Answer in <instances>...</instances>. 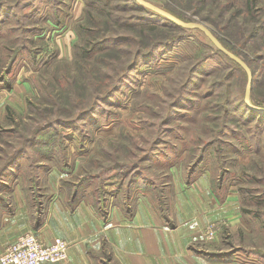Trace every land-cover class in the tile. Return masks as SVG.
I'll use <instances>...</instances> for the list:
<instances>
[{
    "label": "rangeland",
    "instance_id": "obj_1",
    "mask_svg": "<svg viewBox=\"0 0 264 264\" xmlns=\"http://www.w3.org/2000/svg\"><path fill=\"white\" fill-rule=\"evenodd\" d=\"M144 1L202 24L244 60L249 101L264 109V0L253 8L248 0ZM19 2L0 16V92L13 96L0 108V169L28 148L4 173L0 194L11 196L15 180L35 188L55 168L70 194L118 203L142 192L172 216L178 186L206 180L223 217L207 224L198 253L212 264H264V122L255 128L260 119L244 102L247 71L235 70L202 29L164 24L132 0ZM108 37L124 41L93 47ZM138 51L143 59L114 96L65 123Z\"/></svg>",
    "mask_w": 264,
    "mask_h": 264
},
{
    "label": "crops",
    "instance_id": "obj_2",
    "mask_svg": "<svg viewBox=\"0 0 264 264\" xmlns=\"http://www.w3.org/2000/svg\"><path fill=\"white\" fill-rule=\"evenodd\" d=\"M12 97L1 91L0 108ZM49 172L54 174L42 176L35 188L26 190L15 180L11 196L0 194V255L31 232L46 243L54 238L69 243L68 260L61 264H212L198 253L200 245L194 247L204 239L207 224L223 217L206 180H196L188 190L179 185L177 213L166 216L145 193L101 202L85 190L70 194L62 173ZM188 207L194 208L191 218L184 215Z\"/></svg>",
    "mask_w": 264,
    "mask_h": 264
},
{
    "label": "trees",
    "instance_id": "obj_3",
    "mask_svg": "<svg viewBox=\"0 0 264 264\" xmlns=\"http://www.w3.org/2000/svg\"><path fill=\"white\" fill-rule=\"evenodd\" d=\"M19 1H26V0H16V2H14V3H11V2H0V16H1L4 12H6V11H8V10H13L14 7L17 6L18 3H20ZM132 2L137 6V8H140V9L146 11V12H147V15H149V16H151V17L154 16V18H157V19H160V20H162V21H165V22H163L164 24L172 23V22H171L170 20H168L167 18H165V17H163V16H161V15L155 13L154 11H152V10H150V9H148V8H146V7H144L143 5L139 4L136 0H132ZM21 3H22V2H21ZM247 3H248V5H249L251 8H253L254 5L256 4V0H248ZM140 18H141V19H144V18H142V17H140ZM173 24H174V23H173ZM181 28H182V29H186V28H184V27H181ZM34 29H35V28H34ZM38 30H39V29H35L34 31L37 32ZM177 39H178V40H181V39H182V36H181V35H180V36H177ZM123 41H124V40H123L122 37H116V38H113V37H110V38H109V37H108V38H104V39H102L101 41L95 43L93 47H94V48H96V47H98V48H105V46L108 45V44H118V43L123 42ZM158 45H159V44H155L154 48L159 47ZM154 48H153V49H154ZM218 51H219V53H220L222 56H226L228 59H230L232 62L235 63V66H234L235 70H237V71L239 70L241 73L244 74L245 69H244L240 64H238L237 62H235L234 60H232L229 56H227L224 52L220 51L219 49H218ZM138 52H139V53H137V54L134 56V58H133V60L131 61V63H130V64H129V63L127 64V66H126L127 69H126L125 73H124L123 75L119 76L113 85H111V86H110L107 90H105L103 93L94 95V96L91 98V100H90L88 106H85V108H80V109L78 110V112H77L76 117H74V118H70V119H69L67 122H65V123H67V124H72V123L77 122V121H79V120H81V119H84L85 117H87L88 115H90L92 112H94V111L96 110V108H97L102 102H104V101H106L107 99H109V98H111L112 96H114V95L117 93V91L121 88V86L123 85V83H124V81H125L124 79L128 77L129 72H127V70L130 71V70L135 69V67H136L137 64H138V61H140V60L143 59V58H141L142 53H140V51H138ZM205 58H206V59H207V58H210V56H205ZM205 58H204V59H205ZM203 61H205V60H203ZM248 66H249V65H248ZM243 71H244V72H243ZM246 88H247V87H246ZM245 95H246V90H245ZM244 102H245V96H244ZM245 104H246V103H245ZM246 107L248 108L247 110H248L249 112H251L252 114H254L255 116H257V118L260 119V120L257 119V122H256V124H255V126H254L255 128H258V127L260 128V127H261V122H262V123L264 122V113L256 112V111L252 110L250 107H248L247 105H246ZM52 125H54L53 122H50V121L45 122V123L43 124V126L38 130V134H40L41 132L47 130V129H48L49 127H51ZM35 136H36V135H35ZM35 136L33 137V139L28 140L29 143L27 144V146L30 145V144H32V143H34V141H35ZM37 136H38V135H37ZM26 148H28V147H22V148L19 149L18 151L14 152V155L12 156V158H11L7 163H5V164L1 167V169H0V183L3 181L2 178L4 177V173L10 168V166L12 165V163L14 162V160H15V159H16L21 153H23V152L25 151ZM38 181H39L38 178L35 179V180H34L35 184H37ZM76 193H78V191H77V192H74L73 195L76 194ZM200 253H202V252H200ZM109 258H110V257H109ZM211 258H221V256H220V254H211Z\"/></svg>",
    "mask_w": 264,
    "mask_h": 264
},
{
    "label": "built area",
    "instance_id": "obj_4",
    "mask_svg": "<svg viewBox=\"0 0 264 264\" xmlns=\"http://www.w3.org/2000/svg\"><path fill=\"white\" fill-rule=\"evenodd\" d=\"M214 235V230H209ZM69 243L62 238H54L46 243L35 233L19 236L0 255V264H61L68 260Z\"/></svg>",
    "mask_w": 264,
    "mask_h": 264
},
{
    "label": "water",
    "instance_id": "obj_5",
    "mask_svg": "<svg viewBox=\"0 0 264 264\" xmlns=\"http://www.w3.org/2000/svg\"><path fill=\"white\" fill-rule=\"evenodd\" d=\"M139 4L143 5L144 7L154 11L155 13L167 18L168 20L174 22L175 24L184 27V28H193V27H197L202 29L209 37V39L212 41V43L222 52H224L227 56H229L232 60H234L235 62H237L238 64H240L248 73L249 75V81H248V85L246 88V95H245V103L248 107H250L251 109L257 111V112H264V109L252 106L250 101H249V95H250V91H251V86H252V82H253V74L252 71L250 69V67L248 66V64L242 60L239 56L231 53L229 50H227L220 42L219 40L213 35V33L205 26H203L202 24L199 23H186L182 20H180L179 18H177L176 16L159 9L158 7L145 2L144 0H136Z\"/></svg>",
    "mask_w": 264,
    "mask_h": 264
}]
</instances>
